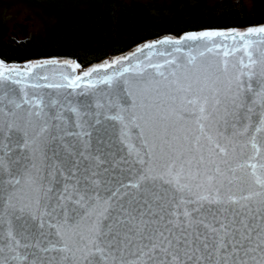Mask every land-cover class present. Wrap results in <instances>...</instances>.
Here are the masks:
<instances>
[{
	"label": "snow or ice",
	"instance_id": "1",
	"mask_svg": "<svg viewBox=\"0 0 264 264\" xmlns=\"http://www.w3.org/2000/svg\"><path fill=\"white\" fill-rule=\"evenodd\" d=\"M137 53L0 60V264H264V26Z\"/></svg>",
	"mask_w": 264,
	"mask_h": 264
},
{
	"label": "trees",
	"instance_id": "2",
	"mask_svg": "<svg viewBox=\"0 0 264 264\" xmlns=\"http://www.w3.org/2000/svg\"><path fill=\"white\" fill-rule=\"evenodd\" d=\"M22 5L41 27L16 37L0 13V59L70 58L80 66L165 34L264 23V0H0Z\"/></svg>",
	"mask_w": 264,
	"mask_h": 264
},
{
	"label": "water",
	"instance_id": "3",
	"mask_svg": "<svg viewBox=\"0 0 264 264\" xmlns=\"http://www.w3.org/2000/svg\"><path fill=\"white\" fill-rule=\"evenodd\" d=\"M253 26H264V23H261V24H258V25H252V26H246V27H228V28H207V29H200V30H191V31H185V32H182L180 33L178 36L176 35H172V34H165V35H161L159 37H156V38H153V39H149V40H146V41H143L141 43H138L136 44L135 46L131 47L130 49H127L126 51L124 52H121L117 55H113V56H110V57H106L98 62H95V63H92V64H89L85 67H80V69L77 70V73H82L83 71H86L88 70L89 68H92V67H97L99 66L100 64L102 63H105V62H111L112 60L114 59H117V58H120V57H124V56H132L133 53H136V55L140 58V59H143V55H141L140 53H137V49L138 48H142L145 44H148V43H154L158 40H162V39H165L167 37H172V38H178L180 35L182 34H186L188 32H199V31H205V30H217V31H224V30H230V29H236V30H246L248 27H253ZM147 50H145V54H146ZM1 60V59H0ZM46 60H57L59 62H64V61H72L74 63H77L75 60L73 59H70V58H66V57H63V58H41V59H33V60H27V61H23V62H6V61H3L4 63H6L7 65L9 66H19V67H23L27 64H30V63H40V62H43V61H46ZM66 70H69L70 69H66Z\"/></svg>",
	"mask_w": 264,
	"mask_h": 264
},
{
	"label": "rangeland",
	"instance_id": "4",
	"mask_svg": "<svg viewBox=\"0 0 264 264\" xmlns=\"http://www.w3.org/2000/svg\"><path fill=\"white\" fill-rule=\"evenodd\" d=\"M0 13L7 24L8 33L13 36L22 37L41 27L40 21L30 13L27 7L22 5L6 7Z\"/></svg>",
	"mask_w": 264,
	"mask_h": 264
}]
</instances>
